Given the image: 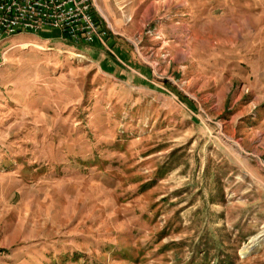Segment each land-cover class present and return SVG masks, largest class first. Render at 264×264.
Masks as SVG:
<instances>
[{
  "label": "rangeland",
  "instance_id": "rangeland-1",
  "mask_svg": "<svg viewBox=\"0 0 264 264\" xmlns=\"http://www.w3.org/2000/svg\"><path fill=\"white\" fill-rule=\"evenodd\" d=\"M104 28L0 41V264H264V0Z\"/></svg>",
  "mask_w": 264,
  "mask_h": 264
},
{
  "label": "built area",
  "instance_id": "built-area-1",
  "mask_svg": "<svg viewBox=\"0 0 264 264\" xmlns=\"http://www.w3.org/2000/svg\"><path fill=\"white\" fill-rule=\"evenodd\" d=\"M85 0H0V39L57 30L75 44L104 46L105 31L90 20Z\"/></svg>",
  "mask_w": 264,
  "mask_h": 264
},
{
  "label": "crops",
  "instance_id": "crops-1",
  "mask_svg": "<svg viewBox=\"0 0 264 264\" xmlns=\"http://www.w3.org/2000/svg\"><path fill=\"white\" fill-rule=\"evenodd\" d=\"M91 3H92V7L93 6L95 7L94 3H96L101 10V12L98 11L100 15H99V17H97V15L94 13V9H93V17H94V21L96 22V24L97 25L99 24V28L102 31H104L105 30V28H104V0H91ZM27 34H29V33H27ZM92 45H95V46L99 47L100 49L102 48L101 46L96 45V44H92ZM86 46H88V45H86ZM91 49H93V48H91ZM93 53H95V55L99 56L101 59H104V53L102 54L101 50L97 51V50L93 49Z\"/></svg>",
  "mask_w": 264,
  "mask_h": 264
},
{
  "label": "bare ground",
  "instance_id": "bare-ground-1",
  "mask_svg": "<svg viewBox=\"0 0 264 264\" xmlns=\"http://www.w3.org/2000/svg\"><path fill=\"white\" fill-rule=\"evenodd\" d=\"M85 4H86V5H89V8H92L91 11H90V20H92L93 23L97 26L96 22L94 21V17H93V7H92L91 0H85ZM14 34H16V33H14ZM14 34H8V35L2 37V38L0 39V41H1L3 38H5V37L10 36V35H14ZM235 144L238 145V143H235Z\"/></svg>",
  "mask_w": 264,
  "mask_h": 264
}]
</instances>
